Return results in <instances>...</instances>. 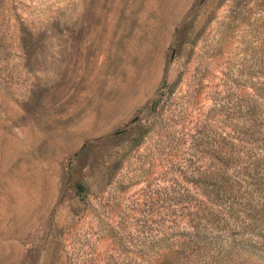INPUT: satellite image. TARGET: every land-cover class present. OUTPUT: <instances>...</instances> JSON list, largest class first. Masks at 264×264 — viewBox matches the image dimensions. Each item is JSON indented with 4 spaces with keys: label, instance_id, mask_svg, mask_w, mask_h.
I'll list each match as a JSON object with an SVG mask.
<instances>
[{
    "label": "rangeland",
    "instance_id": "rangeland-1",
    "mask_svg": "<svg viewBox=\"0 0 264 264\" xmlns=\"http://www.w3.org/2000/svg\"><path fill=\"white\" fill-rule=\"evenodd\" d=\"M0 264H264V0H0Z\"/></svg>",
    "mask_w": 264,
    "mask_h": 264
}]
</instances>
